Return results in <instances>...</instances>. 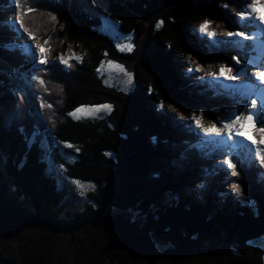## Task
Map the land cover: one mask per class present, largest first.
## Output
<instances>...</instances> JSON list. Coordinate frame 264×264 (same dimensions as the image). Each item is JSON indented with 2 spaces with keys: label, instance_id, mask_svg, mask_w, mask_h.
<instances>
[{
  "label": "trees",
  "instance_id": "16d2710c",
  "mask_svg": "<svg viewBox=\"0 0 264 264\" xmlns=\"http://www.w3.org/2000/svg\"><path fill=\"white\" fill-rule=\"evenodd\" d=\"M14 1L15 25L0 23V38L22 32L48 50L38 67L30 65L29 45L0 44V62L15 70H0V107L9 106L0 112V264H264L250 244L264 237L258 165L264 167L246 144L203 158L204 148L184 146L192 139L184 132L187 120L197 126L193 117H203L202 126L221 127L224 110L239 112L246 103L205 81L222 66L236 74L250 62L251 38L221 39L256 30L240 19L245 0ZM10 2L0 0V10ZM103 18L132 37L131 51H120L99 31ZM205 21L208 32L201 31ZM106 62L128 67L136 89L106 86L98 74ZM105 104L104 118L71 117ZM44 137L57 146L52 163L93 188L94 204L70 217L44 162ZM219 156L231 159L239 175L219 165L210 169ZM197 167L209 171L199 189ZM227 183L230 198L219 195ZM129 211L142 218L140 225L120 214ZM153 237L167 248L160 250ZM61 238L72 253L54 257Z\"/></svg>",
  "mask_w": 264,
  "mask_h": 264
},
{
  "label": "rangeland",
  "instance_id": "374dc122",
  "mask_svg": "<svg viewBox=\"0 0 264 264\" xmlns=\"http://www.w3.org/2000/svg\"><path fill=\"white\" fill-rule=\"evenodd\" d=\"M10 4L11 5H9L6 9L0 10V23L9 24V25H11L10 23H13V25H15L14 20H15L16 4L14 0H11ZM245 7L246 5L244 2L243 10ZM258 10L261 12L264 11V9H258ZM234 16H237V14H235ZM103 19L104 20L102 21L99 31L107 35L108 37H110L120 51L122 52L131 51L132 46H133L132 37L130 35L120 34L117 31L116 26L110 20H108L107 18H103ZM251 36L254 38H251L248 42L251 45H253L254 48H253V51H250L248 53V57H250V62L246 65V68L243 69V71H241L242 69L241 70L239 69L236 73V74L246 73V75H241L239 80L237 81H227V80H224L222 77L217 79V77L219 76L218 73H216L215 75L206 77L205 79L209 81V85L211 86L213 90H216L217 92H220V91L226 92L228 91L227 89H230V91L234 89L235 91H241L242 93H245L247 92V89L244 86L248 83V78H252V81L255 82L254 72L256 71V69L253 66V61L259 64H264V31H260L259 29L256 28V30L251 33ZM221 39L222 40L227 39V40H230L231 43L232 42L237 43V41L240 38L237 39V37L235 36L231 38L222 36ZM10 42L18 43V45H22V46L29 45L31 52H32V61L30 65L33 66L35 64L38 67L41 66L39 61L42 59V52L40 48L38 47V45L35 43L34 39H32L29 36L24 35L22 32L18 33L17 38H0V44H10ZM235 65L238 66L237 63H235ZM128 69H129L128 67L120 63L106 62L101 66L98 74L106 86L111 87V88H116L117 90H121V91L129 93L136 89L137 84H136L134 76L128 71ZM0 70L6 73H10L11 75H13L15 71L11 65L4 64L1 62H0ZM186 72H187L186 70L180 69V73L185 74ZM190 82L198 85L199 78L192 77L190 79ZM16 85L17 84H14L12 87V89L15 91H17ZM260 87L264 88V85H260ZM19 90H22V89H19ZM16 103H17V99L15 101V104ZM8 108H9L8 104L6 106L0 107V112L1 111L7 112ZM79 109H84V111L80 112L76 110L74 112L75 116L71 114V117L73 119H77V120H86V119H92V118L100 119V118H104L105 115H107L110 111V107L107 104L100 105V106H93V107H82ZM230 110H232V107H229V111ZM210 111H214V110L212 108H209L208 112ZM229 111L224 110L223 117H226L228 115L227 112ZM220 126H222V124ZM207 127L208 126L202 128V127L196 126L192 120L191 121L187 120V122L183 126L185 133L192 134L191 136L192 139L186 141V143H184V146H186V148L197 147V146H198L197 148H204V151L201 150L202 153L200 152V157L203 158L205 157L206 153L208 152L210 153L213 151H215L216 153H219V152L223 153L224 151L227 152L229 148H234V147L239 146V144H241L239 143L240 138L238 137H234L233 140H228L226 135L221 136V137H216L214 135H206L205 128ZM55 146L56 145H51L50 147V143L46 140V138L44 137L42 139L41 147L45 153L44 162L48 166V173L57 182L58 190L62 195L61 205L65 208V214L67 217H70L75 211L84 210L87 207V205L94 204L89 197L90 192H93V188L88 183L80 184V183L71 181L65 176L63 168L61 166L55 165L52 163L53 162L52 153L54 150V155H55V148L57 147ZM179 155L183 156L182 153H180ZM256 162L258 165L259 161L257 159H256ZM216 165L222 166L224 169L229 170L227 168V164H225L224 156H219L218 160L211 161L210 169H212V167ZM258 168H260L262 171V172L261 171L258 172V176L262 178L263 186H264V170L263 168L259 167V165H258ZM208 172L206 170H203L200 167H197L196 175H198L199 178L197 179L196 184H195L196 189H199L200 187H202L204 177L207 175ZM229 177L231 176L229 175ZM220 182L223 183L222 180ZM222 189L223 190L222 192H220L219 195L223 196L227 194L230 198L233 190L228 185V183L223 184ZM118 213L119 212L115 210H111V212H109V214H118ZM120 214L129 216L130 219L134 221L137 225H140L142 223V218H140L135 212H132V211L120 212ZM152 239L160 250L167 248L168 244L161 242L155 239L154 237ZM250 244L258 248L261 251V253H263V257H264V237L257 239L251 242ZM60 252L72 253L71 246L64 238L56 240L54 244V251H53L54 257H56L58 253Z\"/></svg>",
  "mask_w": 264,
  "mask_h": 264
},
{
  "label": "snow or ice",
  "instance_id": "6c2138e0",
  "mask_svg": "<svg viewBox=\"0 0 264 264\" xmlns=\"http://www.w3.org/2000/svg\"><path fill=\"white\" fill-rule=\"evenodd\" d=\"M245 5L244 10L239 13L240 19L250 22L246 27L255 26L260 31H264V27H262L264 26V12L258 10L264 9V0H245ZM17 7H21V5L18 4ZM33 11L35 9L31 7L26 10L27 13ZM52 19L55 20L56 17L53 16ZM20 22L22 24V20ZM209 27L210 23L205 21L201 25V31L208 32ZM226 34L230 38L235 36L242 40L254 38L250 33L244 31L228 32ZM209 35L215 36L216 33L211 32ZM38 47H41V51L48 50L43 46L38 45ZM39 63L46 64L47 60L42 59ZM236 63H240V60L237 59ZM253 66L256 69L254 72L255 82L252 81V78H248V83L244 86L247 92L243 93V99L246 100V103L243 104L242 110L239 112L230 110L226 116L227 122L223 123L221 127L212 124L210 127L205 128V133L216 137L226 135L228 140H233L234 137L240 138L239 143L246 144L250 155L258 159L260 165L264 167V88L260 87V85H264V64L253 61ZM241 75H246V73L233 74L231 67L222 66L217 79L222 77L227 81H237ZM77 111L83 112L84 109H78ZM72 115L75 116V113H72ZM193 119L197 126L203 125V117H193ZM226 164L228 168L232 169L231 174L233 176L239 175L236 171V164L231 159L227 160ZM233 189L237 192L240 191L239 185L236 183L233 184Z\"/></svg>",
  "mask_w": 264,
  "mask_h": 264
},
{
  "label": "clouds",
  "instance_id": "9594fccd",
  "mask_svg": "<svg viewBox=\"0 0 264 264\" xmlns=\"http://www.w3.org/2000/svg\"><path fill=\"white\" fill-rule=\"evenodd\" d=\"M262 12H264V11H262ZM224 36H226V37H228L227 35H224ZM237 39H238V37H237ZM230 41V40H229ZM233 44H235L234 42H232ZM253 48H254V46L252 45V48L250 49V50H248L247 52H249V51H253ZM30 53H32L31 52V50H30ZM250 58V57H249ZM252 62V61H251ZM35 65V64H34ZM40 65H42L41 63H40ZM246 68V66H242L241 68H240V70L241 71H243V69H245ZM219 72H220V69L219 70H217L216 71V73H218V75H219ZM215 73V74H216ZM215 74H212V75H215ZM209 76H211V75H208V76H205V78L206 77H209ZM205 81H208V80H206L205 79ZM208 83H209V81H208ZM211 87V86H210ZM210 89H212V88H210ZM228 91H226V93H229V94H235L239 99H243V93L241 92V91H235L234 89H232V91H230V89H227ZM220 92H225V91H220ZM244 100V99H243ZM232 110H233V108H232ZM208 127H210V125H207ZM199 127H206V126H199ZM243 145H245V144H239V146H237V147H240V146H243ZM227 153H228V151H227ZM226 153V154H227ZM225 157V156H224ZM226 164V163H225Z\"/></svg>",
  "mask_w": 264,
  "mask_h": 264
},
{
  "label": "bare ground",
  "instance_id": "6f19581e",
  "mask_svg": "<svg viewBox=\"0 0 264 264\" xmlns=\"http://www.w3.org/2000/svg\"><path fill=\"white\" fill-rule=\"evenodd\" d=\"M21 28H22V27H21ZM49 66H50V65H49ZM50 68H51V67H50ZM48 69H49V68H48ZM47 74H48V72H47ZM47 74H46V75H47ZM49 74H50V73H49ZM49 74H48V75H49ZM42 77H43V76H42Z\"/></svg>",
  "mask_w": 264,
  "mask_h": 264
}]
</instances>
